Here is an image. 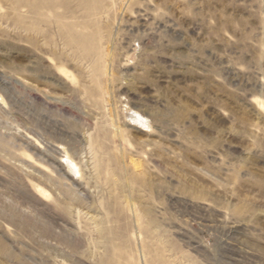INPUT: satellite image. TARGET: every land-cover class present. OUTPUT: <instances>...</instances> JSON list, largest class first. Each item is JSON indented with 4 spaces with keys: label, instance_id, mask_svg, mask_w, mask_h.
Listing matches in <instances>:
<instances>
[{
    "label": "rangeland",
    "instance_id": "obj_1",
    "mask_svg": "<svg viewBox=\"0 0 264 264\" xmlns=\"http://www.w3.org/2000/svg\"><path fill=\"white\" fill-rule=\"evenodd\" d=\"M0 264H264V0H0Z\"/></svg>",
    "mask_w": 264,
    "mask_h": 264
}]
</instances>
